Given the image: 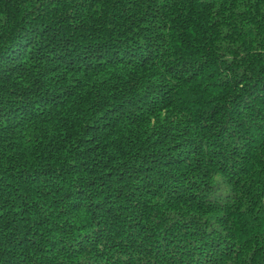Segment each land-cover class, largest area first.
<instances>
[{"label":"trees","instance_id":"trees-1","mask_svg":"<svg viewBox=\"0 0 264 264\" xmlns=\"http://www.w3.org/2000/svg\"><path fill=\"white\" fill-rule=\"evenodd\" d=\"M0 264H264V0H0Z\"/></svg>","mask_w":264,"mask_h":264}]
</instances>
